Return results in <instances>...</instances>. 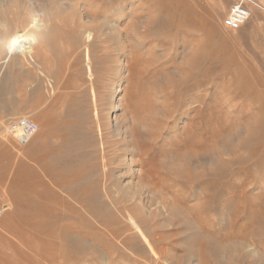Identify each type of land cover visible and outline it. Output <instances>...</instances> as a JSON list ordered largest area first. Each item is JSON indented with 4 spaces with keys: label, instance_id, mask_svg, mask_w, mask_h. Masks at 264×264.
<instances>
[{
    "label": "rangeland",
    "instance_id": "rangeland-1",
    "mask_svg": "<svg viewBox=\"0 0 264 264\" xmlns=\"http://www.w3.org/2000/svg\"><path fill=\"white\" fill-rule=\"evenodd\" d=\"M231 3L0 0V264H264V0Z\"/></svg>",
    "mask_w": 264,
    "mask_h": 264
},
{
    "label": "built area",
    "instance_id": "built-area-1",
    "mask_svg": "<svg viewBox=\"0 0 264 264\" xmlns=\"http://www.w3.org/2000/svg\"><path fill=\"white\" fill-rule=\"evenodd\" d=\"M253 0H232L228 13L224 18V25L231 30L242 28L252 17ZM10 132H17L20 136L34 135L38 130V125L29 118L15 120L12 122ZM21 133V134H20ZM0 210V217L2 215Z\"/></svg>",
    "mask_w": 264,
    "mask_h": 264
},
{
    "label": "bare ground",
    "instance_id": "bare-ground-1",
    "mask_svg": "<svg viewBox=\"0 0 264 264\" xmlns=\"http://www.w3.org/2000/svg\"><path fill=\"white\" fill-rule=\"evenodd\" d=\"M258 6H260V5H258ZM252 11H253V9H252ZM252 17H253V15H252ZM45 29H46V24H45L44 20H40V19L33 20L32 24H31L32 34L27 35L26 33H23V34L17 36L10 46L11 47L10 56L12 57L14 52H20L24 55L26 54L29 57L33 58V54L35 53V50L40 45V37L39 36L42 32H44ZM38 49H39V47H38Z\"/></svg>",
    "mask_w": 264,
    "mask_h": 264
},
{
    "label": "crops",
    "instance_id": "crops-1",
    "mask_svg": "<svg viewBox=\"0 0 264 264\" xmlns=\"http://www.w3.org/2000/svg\"><path fill=\"white\" fill-rule=\"evenodd\" d=\"M0 120L5 119L7 116H12L22 112V109L7 110L5 107L0 108Z\"/></svg>",
    "mask_w": 264,
    "mask_h": 264
}]
</instances>
